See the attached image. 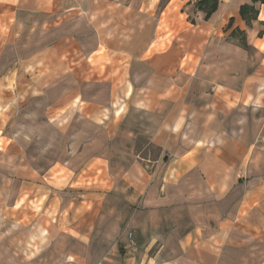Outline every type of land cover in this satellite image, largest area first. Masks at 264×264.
<instances>
[{
    "label": "crops",
    "instance_id": "obj_1",
    "mask_svg": "<svg viewBox=\"0 0 264 264\" xmlns=\"http://www.w3.org/2000/svg\"><path fill=\"white\" fill-rule=\"evenodd\" d=\"M37 28L74 93L42 131L56 161L10 181L41 207L0 264H264V0H0V132Z\"/></svg>",
    "mask_w": 264,
    "mask_h": 264
},
{
    "label": "rangeland",
    "instance_id": "obj_2",
    "mask_svg": "<svg viewBox=\"0 0 264 264\" xmlns=\"http://www.w3.org/2000/svg\"><path fill=\"white\" fill-rule=\"evenodd\" d=\"M115 2L123 3V0H115ZM147 24V28L139 27L137 21L132 19L130 24L132 48L138 49V40H140V35L142 34L141 31L146 29L145 32L147 34L150 33L151 25L149 22H147ZM116 25L114 28L115 33H122V26L119 24L118 26ZM84 31L90 35L91 31L89 27ZM32 32L33 33L30 36L31 38H33L39 30L37 28L35 31L32 30ZM38 39L41 40L42 37L36 35L34 36V43L25 44L29 47L28 55L30 56L22 58L21 60L22 70H24L22 71L23 75H21V78L24 80V84L22 89L18 91L22 99L19 102L20 112L16 119L18 122H16L14 127L13 124H8L6 128L0 132V259H10L11 257L10 245L14 243L12 236L17 233V229L12 226L10 219L14 217L15 219H23L26 222L32 217V214L27 210L33 212L34 210L32 208H36L35 211H37L38 208L41 207L40 205L33 207L35 204L28 203L23 199H20L16 203L10 201L6 202L5 196L9 195L10 181L12 178L16 177V175H20V172L18 171L19 169L27 170L29 168L27 167L28 163H35L38 164V166H48V164L50 165L52 162L56 161L59 152L57 148L59 139H51L50 147H48L47 143L49 140L42 137V131L45 130L44 128L49 130L52 127V131L55 129L53 127L55 126L53 122L51 123L52 125H50L51 127L48 126L50 108L52 112V105L55 104V100L70 92L74 93V90L66 91L64 88L66 86L70 87L69 84L74 81L75 75L55 73L53 67L63 66L57 64V62L50 63V60L47 57L48 54L45 53L49 52L52 49V46L58 45V43H50L42 40L38 41ZM70 45V49H73L75 46L74 43H71ZM68 65L73 67V62ZM27 69L29 70V73L35 72V74L28 75V72H26ZM62 70H64V67ZM27 80L33 82V85H29L28 88L25 85ZM120 105L123 108L121 103ZM33 132L38 133L40 137L29 139L28 137L33 135ZM17 133L18 135L16 137L15 134ZM146 141V139L143 140V146H148V142ZM149 148L151 149L149 150ZM147 149L151 151L152 157L157 155L155 149L151 146H148ZM26 170L23 172H26ZM12 207L14 209H12ZM18 213H20V215ZM13 230H15V232L12 235Z\"/></svg>",
    "mask_w": 264,
    "mask_h": 264
},
{
    "label": "trees",
    "instance_id": "obj_3",
    "mask_svg": "<svg viewBox=\"0 0 264 264\" xmlns=\"http://www.w3.org/2000/svg\"><path fill=\"white\" fill-rule=\"evenodd\" d=\"M197 8L204 11L208 16L216 9L218 0H195Z\"/></svg>",
    "mask_w": 264,
    "mask_h": 264
}]
</instances>
